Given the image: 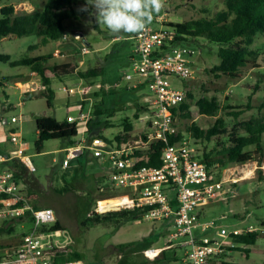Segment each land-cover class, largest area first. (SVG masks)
I'll return each mask as SVG.
<instances>
[{"label": "rangeland", "instance_id": "rangeland-1", "mask_svg": "<svg viewBox=\"0 0 264 264\" xmlns=\"http://www.w3.org/2000/svg\"><path fill=\"white\" fill-rule=\"evenodd\" d=\"M41 1L5 0L0 3V9L3 5H13L17 13L29 12L32 7L34 10L36 6L42 8ZM83 8H87V11H81ZM222 8L223 0H164L163 9L154 14L150 24L157 27L156 20L160 17L164 19L165 24L182 23L210 16ZM76 11L81 15V20L66 21V40L51 42L46 47L30 51V46L38 43L35 34L0 39V55H9L12 60L50 54L52 58L49 65L74 62L81 71L92 68H100L103 71L102 76L92 79H81L77 74L53 79L52 89L56 98L51 106H48L46 99L36 92L29 94V97L25 96L27 85L17 75L29 73L30 68L10 67L0 61V81L5 80L8 83L7 88L0 84V156L14 148L10 143L11 134L19 133L27 145L25 155L30 156L36 169L34 172H31L29 167L26 172L24 169L17 170L20 172L22 193L32 205L54 211L62 225V232L60 236L53 233L50 239L57 245H68L70 255L75 252L84 264H185L188 249L180 245L182 239L172 240V220L153 222L141 218L137 222H127L121 227H116L115 222L83 227L82 222L93 212L102 214L125 209L118 207L117 210L104 212L99 209L100 204L131 191L114 189L107 181L96 182L97 177L108 174L111 168L109 163H101L88 151L82 158L72 161L70 167L63 168L65 143L61 140L46 142L41 154L35 149V141L38 138L37 118L51 116L59 122H64L68 116L77 117L82 110H89L91 101H94V104L89 122L91 130H87V138L103 135L115 142V137L123 133L125 119L134 125L130 136L131 143L139 140L144 130L141 122L144 114L139 113L138 118L135 115L139 107L147 105L145 99L151 96V92L147 86L135 88L133 82L125 79V73L132 71L130 58L135 34L121 33L119 38L110 34L103 24L97 22L96 9L87 4V0H81ZM76 34H79V38H76ZM185 46L192 52L190 59L194 71L193 78L181 83L179 79L172 77L173 86L187 89V93L193 96V99L187 96L192 110H196V102L205 97H216L220 104L216 116L195 118L200 128L211 127L220 116L225 118L229 128L233 127L235 120L224 115L230 112V109L225 112L226 108H244L250 104L253 108L243 114L239 121L264 116V109L261 112L258 110V107L264 104V35H258L251 46V50L258 55L256 60L243 69V79L211 73V69L220 63L218 44L199 39L197 42H187ZM84 47L89 49L88 53H83ZM70 87L75 89V94L64 91V88ZM96 104L100 113L93 116ZM12 117L19 118V121L11 123ZM5 119L9 121L7 124L4 123ZM107 122H110L111 127H106ZM180 125L185 131V124ZM212 146L213 143L206 145L198 142L200 160L204 161V152L210 151ZM249 150L255 152L254 148ZM7 170L15 171L14 168ZM211 170L215 179L227 180V194L224 200L216 201L203 209L202 220H215L219 226L228 230H245L253 226L255 232L259 233V238L257 243L250 247L249 258L242 252L228 250L225 255L213 259L210 264H219L221 260L240 264H264V181H259L260 172L264 175V158L255 154L254 159L245 165H216ZM246 172L253 174L250 178L243 179ZM6 204L0 202V206L5 207ZM9 227H13L15 232L9 233ZM30 227L28 218L0 219V245L4 247L7 257L15 254V248L21 240L20 235ZM196 234L200 233L196 231ZM207 235L213 237L215 234L209 232ZM147 236L151 239L150 247L159 250L158 258L150 259L144 252L121 253L116 248L120 243L142 240ZM226 244H229L228 241ZM163 250H167L166 258L161 255Z\"/></svg>", "mask_w": 264, "mask_h": 264}, {"label": "built area", "instance_id": "built-area-1", "mask_svg": "<svg viewBox=\"0 0 264 264\" xmlns=\"http://www.w3.org/2000/svg\"><path fill=\"white\" fill-rule=\"evenodd\" d=\"M169 23L165 24L160 17L156 20L157 27L149 24L133 37L132 71L125 73V79L133 82L135 88L147 86L151 92V96L145 99L147 105L142 106L144 130L140 139L131 143L123 130L120 144H110L100 138L89 142L86 132L92 118L94 101H91L89 110H82L77 117L67 118L69 123L78 125V136L76 143L64 150L63 168L88 151L101 163H109L111 168L106 174L108 184L120 191L131 190L119 196H126L130 202L118 207L149 208L143 216L148 221L172 219V240L182 239L180 245L188 249L185 264H210L213 259L235 248L236 236L252 233L255 229L249 226L245 230H228L215 220H202L205 207L225 199L227 180L213 177L212 170L199 158L198 142L182 130L175 115V110L178 111L188 101V93L187 89L173 86L171 78L176 77L181 83L190 81L194 71L191 50L185 43L177 41L181 36ZM63 39H67V34ZM88 52L89 49L84 47L83 53ZM64 91L76 93L72 87L64 88ZM18 121L16 117L11 119V123ZM10 142L14 149L7 156H0V164L21 160L34 172L36 169L25 155L20 134L12 133ZM157 144H164L160 157L162 165L138 167ZM0 202L7 203L0 209V219L31 220V227L22 237L16 255L0 264H84L81 260L60 261L70 256V248L68 245H57L50 239L53 233L43 231L44 226L57 221L54 211L34 208L22 193V187L12 171H0ZM196 231L200 234L197 235ZM209 232L215 235L209 237ZM54 234L59 235L58 232ZM227 241L229 244H226ZM154 250L150 248L144 253L152 259L149 252Z\"/></svg>", "mask_w": 264, "mask_h": 264}, {"label": "trees", "instance_id": "trees-1", "mask_svg": "<svg viewBox=\"0 0 264 264\" xmlns=\"http://www.w3.org/2000/svg\"><path fill=\"white\" fill-rule=\"evenodd\" d=\"M4 1L0 0V3ZM80 1L45 0L41 1L42 8L36 6L34 11L23 13L15 12L13 5H3L0 9V39L9 36L26 37L35 34L38 37V43L30 46V51H36L41 47H46L51 42L61 40L66 34V21L81 20V15L76 11V7ZM169 25L175 28L176 32L181 36L177 41L187 43L203 39L219 45L218 57L220 63L211 69V73L233 79H243V69L251 64V61L256 60V56L258 55L257 52L251 50V46L258 35H264V0H223V8L210 16L191 19L182 23L170 22ZM51 58L50 54H45L12 60L9 55H0V61L9 64L10 67H28L37 73L42 85L40 95L46 99L48 106H51L55 100L56 93L52 89L53 79L70 74H77L81 79H92L100 77L103 74L100 68L81 71L79 66L74 62L49 65L48 63ZM187 96L189 99H193L191 94L188 93ZM97 106L96 104L93 116L100 113ZM195 107L196 110H192V104L186 101L180 106L178 111L175 110V115L181 123L185 124V132L196 142L206 145L213 143L211 150L205 151L203 156V162L209 169L216 165L220 167L245 165L254 159L255 154L264 158V116L261 115L239 121V118L243 114L253 108L250 104L244 108H226L224 110L226 112L230 109V112L224 115L232 117L235 120V124L231 128L227 126L223 116L218 117L214 124L207 129L200 128L195 121L197 116H216L220 110V104L216 97L201 98L196 102ZM263 109L264 104L258 107L259 112ZM143 111L144 108L142 106L139 107L135 117L138 118V114L143 113ZM106 127H111L110 122L106 123ZM90 128L91 125L89 123L88 132H90ZM123 130L127 133L126 139L129 138L134 130L133 123L125 119ZM36 131L38 138L35 141V149L38 154H41L45 143L51 140L63 141L65 148L73 146L78 136V125L69 123L67 120L59 122L54 117L42 116L36 120ZM95 138L103 139L110 144L113 143L112 140L103 135L88 136L89 142ZM114 141L120 144L121 136L117 135ZM163 147L164 144L154 145L152 150L145 156V159L138 164V167H160L162 165L160 157ZM250 148H254L255 152L250 151ZM82 157L80 156L76 159ZM15 177L19 181L16 174ZM107 179L108 176L103 175L97 177L95 180L97 183H102L107 181ZM259 181H264L262 172H260ZM2 207L0 206V209ZM33 207L40 209L37 205H33ZM148 210L149 208H134L102 214L93 212L90 217L82 222V225L84 228H87L115 222L116 227H121L127 222L140 220ZM30 223L31 220H29ZM14 230L13 227H9L8 232L14 233ZM43 231L49 233L62 231V225L57 220L53 225L44 226ZM25 233L20 235L21 239ZM149 238L150 236H147L142 240L120 243L116 248L121 253L128 251L145 252L151 248V239ZM258 238L259 233L255 231L236 236L234 238L236 246L232 250L242 252L249 258L251 253L250 247L257 243ZM20 243L15 248V254L10 257L6 256L4 247L0 245V262H5L7 259L15 256ZM166 251H161V255L165 256V258ZM158 257L159 255L156 258ZM75 260L81 259L74 252L60 261ZM219 264L240 263L221 260Z\"/></svg>", "mask_w": 264, "mask_h": 264}, {"label": "clouds", "instance_id": "clouds-1", "mask_svg": "<svg viewBox=\"0 0 264 264\" xmlns=\"http://www.w3.org/2000/svg\"><path fill=\"white\" fill-rule=\"evenodd\" d=\"M96 9V20L110 34H138L152 22L154 14L164 7V0H87ZM87 11V8L81 9Z\"/></svg>", "mask_w": 264, "mask_h": 264}, {"label": "crops", "instance_id": "crops-1", "mask_svg": "<svg viewBox=\"0 0 264 264\" xmlns=\"http://www.w3.org/2000/svg\"><path fill=\"white\" fill-rule=\"evenodd\" d=\"M34 9L32 7L31 10H29V12H32ZM56 56V55H55ZM80 68V67H79ZM18 78H20L21 80H23L25 82V84L27 85V90L24 92L25 93V96L29 97L32 92H36L38 94H40L42 92V85H41V81H40V78L39 76H37V73L32 71L30 69V72H24V73H20L17 75ZM37 77V78H36ZM1 82V85L3 86V88H7L8 86V83L5 81V80H2L0 81ZM55 98H56V94H55ZM13 118V117H12ZM15 118V117H14ZM9 121L7 119L4 120V123L7 124ZM36 134H37V131H36ZM21 136V135H20ZM38 136V135H37ZM22 138V136H21ZM23 140V139H22ZM11 143V142H10ZM23 143L25 145V148H27V145L25 144L24 140H23ZM13 146V145H12ZM14 147V146H13ZM14 148L10 149V150H7L5 155L4 156H7L8 153L10 151H12ZM66 148L64 147L63 148V151L65 150ZM27 157L30 158V156L26 155ZM87 157V156H85ZM91 158V157H90ZM75 160V159H74ZM72 160V161H74ZM72 161L70 162L69 166H71L72 164ZM67 167V168H68ZM9 168H14L15 171L14 173L16 174L17 178L19 179V176H20V170H23L26 172V168L27 166L21 161V160H11V161H8V162H4V163H1L0 164V171H5ZM18 170V171H17ZM137 222V221H136ZM61 232L62 231H58L59 235H61ZM132 242V241H131Z\"/></svg>", "mask_w": 264, "mask_h": 264}, {"label": "bare ground", "instance_id": "bare-ground-1", "mask_svg": "<svg viewBox=\"0 0 264 264\" xmlns=\"http://www.w3.org/2000/svg\"><path fill=\"white\" fill-rule=\"evenodd\" d=\"M252 174H253L252 172H246L243 179L250 178ZM129 202H130L129 199L126 197H118V198L108 201L107 203L100 204L99 209L103 212L108 211V210H115V209L117 210L118 206H124L125 204H128ZM158 255H159V250H154L152 252H149V256L152 259H155Z\"/></svg>", "mask_w": 264, "mask_h": 264}]
</instances>
